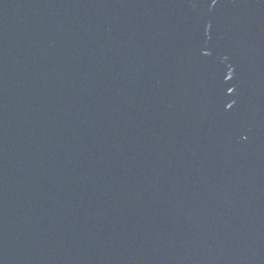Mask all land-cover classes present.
I'll return each instance as SVG.
<instances>
[{"label": "water", "instance_id": "water-1", "mask_svg": "<svg viewBox=\"0 0 264 264\" xmlns=\"http://www.w3.org/2000/svg\"><path fill=\"white\" fill-rule=\"evenodd\" d=\"M0 264H264V0H0Z\"/></svg>", "mask_w": 264, "mask_h": 264}]
</instances>
